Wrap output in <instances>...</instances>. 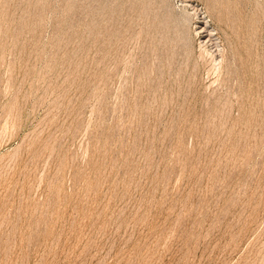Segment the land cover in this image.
Wrapping results in <instances>:
<instances>
[{"label":"rangeland","instance_id":"obj_1","mask_svg":"<svg viewBox=\"0 0 264 264\" xmlns=\"http://www.w3.org/2000/svg\"><path fill=\"white\" fill-rule=\"evenodd\" d=\"M0 264H264V0H0Z\"/></svg>","mask_w":264,"mask_h":264},{"label":"bare ground","instance_id":"obj_2","mask_svg":"<svg viewBox=\"0 0 264 264\" xmlns=\"http://www.w3.org/2000/svg\"><path fill=\"white\" fill-rule=\"evenodd\" d=\"M157 1V0H156ZM136 2V1H135ZM144 2V1H143ZM160 2V1H159ZM140 3V2H139ZM143 4V3H142ZM238 4V3H237ZM129 5V4H128ZM154 5V4H153ZM158 5V4H157ZM161 5V4H160ZM164 5V4H163ZM117 6V5H116ZM146 6V5H145ZM212 6H214V5H212ZM236 6V5H235ZM147 7V6H146ZM127 8V7H126ZM125 8V9H126ZM138 8V7H137ZM147 8H149V7H147ZM146 8V9H147ZM133 10V9H132ZM151 10H153V9H151ZM209 10V9H208ZM233 11V10H232ZM133 12V11H132ZM152 12V11H151ZM151 12H150V14H151ZM154 12V11H153ZM171 12V11H170ZM217 12H218V10H217ZM223 12V11H222ZM117 13V12H116ZM114 14V13H113ZM135 14V13H134ZM143 14V13H142ZM166 14V13H165ZM168 14V13H167ZM154 15V14H153ZM121 16V15H120ZM138 16V15H137ZM142 16V15H141ZM168 16V15H167ZM226 16V15H225ZM116 17V16H115ZM139 17V16H138ZM155 17V16H154ZM121 18V17H120ZM148 18V17H147ZM250 18V17H249ZM130 19V18H129ZM165 19V18H164ZM226 19V18H225ZM137 20H139V19H137ZM145 20V19H144ZM121 21V20H120ZM124 21V20H123ZM156 21V20H155ZM164 21V20H163ZM238 21V20H237ZM112 22V21H111ZM201 22V21H200ZM220 22V21H219ZM121 23V22H120ZM137 23V22H136ZM187 23V22H186ZM216 23H218V22H216ZM135 24V23H134ZM244 24V23H243ZM128 25V24H127ZM129 25H130V23H129ZM133 25V24H132ZM141 25V24H140ZM146 25V24H145ZM154 25V24H153ZM225 25V24H224ZM228 25V24H227ZM247 25H249V24H247ZM131 26V25H130ZM129 26V27H130ZM134 26V25H133ZM147 26V25H146ZM145 26V27H146ZM149 26V25H148ZM246 26V25H245ZM118 27V26H117ZM116 27V28H117ZM144 27V26H143ZM150 27V26H149ZM160 27V26H159ZM129 29V28H128ZM149 29V28H148ZM206 29V28H205ZM188 30V29H187ZM123 31H125V30H123ZM175 31V30H174ZM238 31V30H237ZM251 31V30H250ZM131 32V31H130ZM157 32V31H156ZM159 32V31H158ZM204 32H205V30H204ZM225 32V31H224ZM241 32V31H240ZM148 33V32H147ZM166 33V32H165ZM255 33V32H254ZM117 34V33H116ZM197 34V33H196ZM241 34V33H240ZM245 34V33H244ZM209 36H210V34H209ZM234 36V35H233ZM243 36V35H242ZM254 36V35H253ZM167 37V36H166ZM178 37V36H177ZM119 38V37H118ZM134 38V37H133ZM165 38V37H164ZM168 38V37H167ZM122 39V38H121ZM135 39V38H134ZM152 39V38H151ZM156 39V38H155ZM249 39V38H248ZM126 40V39H125ZM130 40V39H129ZM136 40V39H135ZM177 40H179V39H177ZM121 41V40H120ZM164 41V40H163ZM166 41V40H165ZM164 41V42H165ZM241 41V40H240ZM247 41V40H246ZM128 42V41H127ZM176 42V41H175ZM115 43V42H114ZM138 43V42H137ZM178 43V42H177ZM185 43V42H184ZM160 44V43H159ZM209 44V43H208ZM122 45V44H121ZM125 45V44H124ZM127 45H129V44H127ZM166 45V44H165ZM239 45V44H238ZM174 46V45H173ZM241 46H243V44L241 45ZM256 46V45H255ZM111 47V46H110ZM154 47V46H153ZM200 47V46H199ZM116 48V47H115ZM125 49V48H124ZM185 49V48H184ZM235 50H236V48H235ZM169 51V50H168ZM203 51V50H202ZM200 52V51H199ZM205 52V51H204ZM237 52V51H236ZM124 53V52H123ZM154 53V52H153ZM187 53V52H186ZM117 54V53H116ZM249 54V53H248ZM209 55V54H208ZM171 57H173L172 55H170ZM201 56H202V54H201ZM240 56V55H239ZM119 57V56H118ZM123 57V56H122ZM208 57V56H207ZM257 57V56H256ZM115 58H117V57H115ZM125 58V57H124ZM186 58V57H185ZM114 59V58H113ZM172 59V58H171ZM213 59V58H212ZM217 59V58H216ZM246 59V58H245ZM111 60V59H110ZM121 60V59H120ZM255 60V59H254ZM257 60V59H256ZM152 61V60H151ZM218 61H220V60H218ZM222 61V60H221ZM225 61V60H224ZM170 62V61H169ZM212 62H214V61H212ZM226 62V61H225ZM109 63V62H108ZM118 63V62H117ZM123 63V62H122ZM127 63H128V61H127ZM166 63H168L167 61H166ZM120 64V63H119ZM247 64V63H246ZM134 65V64H133ZM166 65V64H165ZM110 66V65H109ZM218 67V66H217ZM141 68V67H140ZM216 68V67H215ZM219 68V67H218ZM165 69V68H164ZM225 69V68H224ZM170 70V69H169ZM212 70V69H211ZM217 70V69H216ZM259 70V69H258ZM207 71V70H206ZM125 72V71H124ZM213 72V71H212ZM255 72V71H254ZM226 73V72H225ZM147 74V73H146ZM150 74V73H149ZM148 74V75H149ZM252 74V73H251ZM139 76V75H138ZM219 76V75H218ZM207 77V76H206ZM260 77V76H259ZM138 78V77H137ZM144 81V80H143ZM141 86V85H140ZM156 88V87H155ZM138 89V88H137ZM134 107V106H133ZM132 109V108H131Z\"/></svg>","mask_w":264,"mask_h":264}]
</instances>
